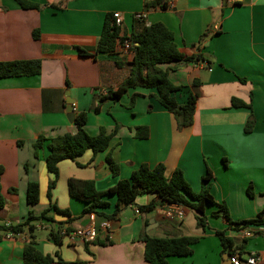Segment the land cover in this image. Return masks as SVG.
<instances>
[{"label": "crops", "instance_id": "1", "mask_svg": "<svg viewBox=\"0 0 264 264\" xmlns=\"http://www.w3.org/2000/svg\"><path fill=\"white\" fill-rule=\"evenodd\" d=\"M26 1L38 4L39 9L23 10L15 0H0V63H42L39 75L0 78V166L4 169L1 185L6 199L5 208L0 210V226L24 224L31 213L38 218L45 211L55 223L34 220L31 225L35 230L30 236L22 232L18 237H7L9 231H0V264H25L24 246L32 236L42 253H59L69 262L148 264L143 241L148 236L199 238L191 255L169 257V264H224L229 252L238 254L242 264L258 254L262 260L257 264H264V237L242 239L233 225L256 219L264 210V0ZM155 1L166 3L167 8L146 9L147 3ZM117 12L123 18L121 37L161 22L173 32L177 47L185 55L204 57L205 61L198 63L162 66L175 85L184 87L175 94L179 104H185L190 95L197 97L192 125L179 128L153 89H130L119 101L103 103L99 113L92 110L96 97L118 89L131 74L133 54L124 51L122 44L113 54L96 52L106 17ZM138 13H144V19L136 20ZM36 30L40 32L38 40L33 37ZM80 49L94 56L82 57ZM134 94L140 96L130 107ZM68 97L75 102L74 121L67 112ZM233 99L250 106L233 107ZM83 112H87L85 129L91 136H97L101 128L114 134L110 146L96 155L87 151L75 161L61 162L50 199L48 188L55 178L46 166L49 150L45 145L35 157L33 144L40 135L52 139L75 133V119ZM250 118L255 123L252 131L246 132ZM138 127L148 128L147 139L136 137ZM109 155L119 165L118 177L110 169ZM144 164H164L168 174L180 169L196 193L203 190V178L211 172L206 186L215 204L204 206L208 219L203 229L195 211L183 206L165 203L137 214L136 208L158 200L153 194L139 196L136 205L121 207L117 213V197L113 195L105 198L110 205L102 211L115 216L108 219L111 244L105 242L106 231L98 237L102 245L82 241L72 245L66 237L61 246L54 243L49 236L52 225L56 228L58 223H66L75 231L98 225L104 218L84 214L87 205L69 195V180L93 181L103 192L130 179ZM30 182L40 187V202L35 206L27 202ZM249 187L254 192L252 198L247 193ZM52 204L68 210L71 217L51 210ZM221 204L227 207L233 224L222 217ZM171 208L181 209L183 218H168ZM37 229H47L48 236L38 239ZM222 236L235 242L226 253Z\"/></svg>", "mask_w": 264, "mask_h": 264}, {"label": "trees", "instance_id": "2", "mask_svg": "<svg viewBox=\"0 0 264 264\" xmlns=\"http://www.w3.org/2000/svg\"><path fill=\"white\" fill-rule=\"evenodd\" d=\"M23 10H38L39 5L28 2L26 0H15ZM159 6L166 9V3L155 1L147 3L146 9ZM34 39L38 40L40 32H33ZM207 37L205 34L202 38ZM125 41L131 43V53L133 54L131 74L127 80L116 90L109 89L106 94L96 97L97 104H94L92 110L99 113L103 103L107 101L117 102L130 89L145 88L153 89L157 92L156 99L172 113L178 123L179 128L188 127L194 122L196 111L197 97L190 95L185 104H179L175 94L184 89L182 86L175 85L169 78L168 70L162 68L165 64L173 63H190L205 61L204 57L199 55L187 56L176 45L173 32L163 23H153L145 27L140 32H133L129 37L120 36V28L115 25L113 14L108 15L105 20L103 31L97 43L96 52L100 54H113L119 44ZM82 57L94 56L89 52L80 49ZM120 65V64H119ZM42 63L40 60H22L0 63V78L11 77H31L41 73ZM245 82L244 79H240ZM140 94H134L130 107L135 104ZM233 107H249L250 105L239 99H233ZM87 123V112L80 113L75 119L76 131L56 138L48 139L44 135H40L33 144L35 157H39L40 152L45 145L49 150L46 158V166L48 171L54 176L48 188V197L51 199L52 191L56 187V179L59 176V164L65 160L75 161L83 156L87 151H91L94 155L107 150L110 146L114 134H108L105 128H101L97 136H91L85 129ZM254 119L250 118L246 124L245 131L251 132L254 126ZM118 128V127H117ZM149 136L147 127H138L136 129V137L139 139H147ZM110 169L114 177L119 175V165L109 155L107 158ZM4 172L0 166V210L5 208L6 199L2 191L1 176ZM212 174L210 171L203 178L204 187L200 193L193 191L189 183L184 177L180 169H176L172 174H168L167 167L164 164H158L150 167L147 164L142 165L139 169L132 173L128 180H121L118 184L106 191L100 192L96 189L93 181H82L71 179L68 182L69 195L84 204V214H95L104 217V220L113 219L115 216H108L102 213L109 207V202L105 200L107 196L117 197V213L121 207H129L136 205L139 196L145 194H153L158 197L157 201L151 202L148 206L140 207L141 211L153 210L163 204L178 205L189 208L197 214V222L201 227L206 226L207 218L204 214V206L206 203L215 204L213 196L210 194L209 185ZM16 193V190H11ZM248 195L254 197L252 187L247 189ZM27 202L31 206H35L40 202V187L37 183L30 182L28 184ZM60 215L71 217L68 210L59 209L56 204L51 205ZM48 211L43 212L40 217H35L32 213L29 215L24 224L11 225L9 227L0 226V231H9L15 234L24 232L25 226H28L30 232H34L35 227L31 225L34 220L46 219L55 223V220L47 217ZM220 213L227 222L233 224L228 216V210L225 204L220 205ZM100 220V222L104 220ZM70 219L68 222H71ZM264 223V210L261 211L256 219L233 224L236 230H241L246 226H258ZM59 227H54L50 232V236L54 243L58 246L63 244L61 230L66 233L72 231L70 227H66V223H58ZM145 243V260L148 264H169V257H186L193 253L192 246L199 241L197 237H179V238H153L146 236L143 239ZM223 253H226L235 242L231 238L222 236ZM106 243L112 241L106 240ZM97 245H102L98 239L93 241ZM229 252V256H231ZM23 259L25 264H88L86 261H65L59 253L55 256L45 255L38 247L32 236L24 246Z\"/></svg>", "mask_w": 264, "mask_h": 264}, {"label": "built area", "instance_id": "3", "mask_svg": "<svg viewBox=\"0 0 264 264\" xmlns=\"http://www.w3.org/2000/svg\"><path fill=\"white\" fill-rule=\"evenodd\" d=\"M115 25L119 28L122 27L123 25V18L122 15L117 12L113 14ZM145 14L144 13H138L135 14L134 18L136 20H142L144 19ZM124 51L131 52V43L129 41H125L122 45ZM177 208L178 205H172ZM135 212L137 214H141V210L136 208ZM166 216L168 218H172L174 216L178 218H183L184 213L181 209L177 210L175 208H171L167 211ZM102 231H106V239L111 241L113 239V233L111 232V226H110V221L109 220H104L98 225L94 226H88V227H83L81 229H77L75 231H70L68 233L65 232L64 229L61 230V235L62 237H66L69 241L70 244L74 245L79 241H82L83 243H92L93 241L97 240L100 233ZM20 234H15V233H7V237H18ZM240 236L242 239H249L253 238L255 236H263L264 237V223L258 226H246L242 227L240 230ZM229 262L231 264H242V259L238 254H233L229 256ZM262 260V257L258 254H253L252 256L247 258V263L248 264H257Z\"/></svg>", "mask_w": 264, "mask_h": 264}, {"label": "rangeland", "instance_id": "4", "mask_svg": "<svg viewBox=\"0 0 264 264\" xmlns=\"http://www.w3.org/2000/svg\"><path fill=\"white\" fill-rule=\"evenodd\" d=\"M197 215V214H196ZM206 218L208 219V216H206ZM199 226V225H198ZM201 229H203V227H201V226H199ZM24 233H26L28 236H30V230H29V228H25V230H24ZM48 233H49V231L47 230V229H37L36 231H35V234L37 235V238L38 239H40V238H42V237H46V236H48ZM49 236H50V233H49ZM198 238V237H197ZM197 243H199V241L197 242ZM196 243V244H197ZM193 246H195V244L193 245ZM193 246H192V248H193ZM205 246H207V244L205 245ZM202 247H203V244L202 245H200V247H198L199 249H198V251H197V256L198 257H200L201 256V254H202ZM206 252H208V251H206ZM205 257V256H204Z\"/></svg>", "mask_w": 264, "mask_h": 264}, {"label": "water", "instance_id": "5", "mask_svg": "<svg viewBox=\"0 0 264 264\" xmlns=\"http://www.w3.org/2000/svg\"><path fill=\"white\" fill-rule=\"evenodd\" d=\"M69 96V95H68ZM67 103H68V113L70 114V117H71V121H74V108H73V104L75 103L74 101L70 100V98L68 97L67 98ZM15 225V224H14ZM224 260H225V263L224 264H230L229 261H228V257L227 256H224Z\"/></svg>", "mask_w": 264, "mask_h": 264}]
</instances>
